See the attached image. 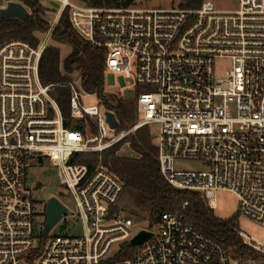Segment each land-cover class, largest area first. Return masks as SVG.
Segmentation results:
<instances>
[{
  "label": "built area",
  "instance_id": "built-area-1",
  "mask_svg": "<svg viewBox=\"0 0 264 264\" xmlns=\"http://www.w3.org/2000/svg\"><path fill=\"white\" fill-rule=\"evenodd\" d=\"M11 1L0 0V10ZM54 1L61 8L37 46L23 40L0 46V264L256 263L233 259L221 241L172 213L151 225L153 237L134 257L114 261L116 244L135 237V221L122 212L125 184L102 155L140 128L158 125L161 172L172 187L201 193L213 210L217 193L229 191L238 198L239 214L264 225V0H238L233 9H218L210 0L197 9ZM66 10L75 31L106 50L105 76L116 72L134 81L138 119L129 128H112L106 115L112 110L102 101L85 106L76 80L69 86L70 116L86 127L67 126L56 86L44 84L42 58ZM217 59L232 61L222 77ZM74 153H98L99 165L90 170L70 163ZM48 159L62 166L83 234L70 233L66 222L37 253L42 229L29 170ZM183 161L208 168L179 170ZM238 232L264 254L263 242Z\"/></svg>",
  "mask_w": 264,
  "mask_h": 264
},
{
  "label": "trees",
  "instance_id": "trees-1",
  "mask_svg": "<svg viewBox=\"0 0 264 264\" xmlns=\"http://www.w3.org/2000/svg\"><path fill=\"white\" fill-rule=\"evenodd\" d=\"M23 3L30 10L26 21L18 19L0 20V46L9 42L23 40L37 46L40 35L50 28L48 9L40 0H14ZM93 7L126 8L133 6L136 0H79ZM204 0H187L182 5L186 9L199 8ZM53 41L69 44L71 54L61 61L60 48L50 45L44 52L41 63V75L45 85L56 86V93L61 99V105L66 124L72 128L85 129L84 121H74L70 116L69 99L70 84L74 75L80 76L82 87L88 94H96L105 106L115 112L120 125L119 130L132 126L138 119L136 102L118 100L114 103L105 94L106 50L95 48L84 40L73 28L69 10H66L55 28ZM91 128L96 132V126L90 121ZM129 142L139 154L137 158L123 157L119 154L122 145ZM103 164L108 167L125 184V191L135 193L141 208L148 214L151 225L157 222L163 213H172L187 224H191L206 236L221 241L229 255L239 261H256L254 264H264V254H260L244 244L239 236V218L237 215L222 219L215 215L201 193L178 190L172 187L161 172L159 150L153 143L149 126L140 128L135 135L115 145L103 153ZM70 163L86 164L94 170L100 161L98 153L71 154ZM37 253L42 252L49 240L43 230L38 234ZM139 250L129 242L121 244L114 261H124L134 257Z\"/></svg>",
  "mask_w": 264,
  "mask_h": 264
},
{
  "label": "rangeland",
  "instance_id": "rangeland-1",
  "mask_svg": "<svg viewBox=\"0 0 264 264\" xmlns=\"http://www.w3.org/2000/svg\"><path fill=\"white\" fill-rule=\"evenodd\" d=\"M40 1L46 8L53 11V15L47 13V17H51L50 19H52L54 14L61 8V5L54 0ZM210 1H212L218 9H233L238 3V0ZM186 2L187 0H136L133 6L144 9H186V7L182 5ZM40 37H42V34ZM51 45L60 48L62 63L72 52V47L69 44H61L52 41ZM215 69L217 76L222 77L232 69V61L230 59H217ZM74 80L77 81V86L82 94L85 95L83 97V103L85 106L99 105L101 103V99L98 95L88 94L84 91L80 76L74 75ZM105 83V94L112 100V102L116 103L118 100L136 102L138 91L137 88L133 86L134 81L127 78L124 74L109 72L106 75ZM140 90L142 91L144 89L141 88ZM150 130L153 143L157 146L159 143L160 127L158 125H153L150 127ZM135 133L131 136L135 135ZM119 154L128 158H137L139 156L129 142L122 145ZM177 168L179 170H205L208 166L199 161H183L178 162ZM29 181L30 183L37 185L35 190V197L37 199L35 209L37 211L36 226L38 230L44 229L47 218L46 207L49 199L56 197L68 208L69 212L66 220H61L52 229L49 236L63 232L65 230L66 222L68 223L67 225L70 226V233L78 235L83 234L81 223L74 217V215L78 213V207L74 197L69 193L65 186V177L62 166L58 163L57 159H48L43 165H34L29 170ZM120 208L125 215L132 217L135 221L134 236L142 230H151V223L148 214L141 208L139 199L135 193L125 191L120 200ZM214 213L217 217L222 219H229L237 215L239 218V230L264 243V225L239 214L238 198L235 194L229 191H219L217 193V208L214 210ZM120 244L121 243L116 244V252L119 250L121 246Z\"/></svg>",
  "mask_w": 264,
  "mask_h": 264
},
{
  "label": "water",
  "instance_id": "water-1",
  "mask_svg": "<svg viewBox=\"0 0 264 264\" xmlns=\"http://www.w3.org/2000/svg\"><path fill=\"white\" fill-rule=\"evenodd\" d=\"M30 17L28 8L21 2L11 1L6 9L0 10V20L18 19L26 21ZM108 122L111 127L117 129L119 120L115 112L108 111L106 113ZM68 208L56 197L50 198L46 207V222L43 229L45 237H49L52 229L66 216ZM153 237V233L147 230L140 231L129 243L133 247H139L149 241Z\"/></svg>",
  "mask_w": 264,
  "mask_h": 264
}]
</instances>
